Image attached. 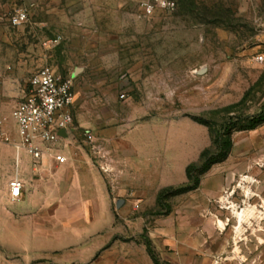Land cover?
<instances>
[{
  "label": "rangeland",
  "instance_id": "374dc122",
  "mask_svg": "<svg viewBox=\"0 0 264 264\" xmlns=\"http://www.w3.org/2000/svg\"><path fill=\"white\" fill-rule=\"evenodd\" d=\"M142 1L0 0V119L10 132L0 131V147L18 136L11 112L29 78L54 66L74 76L65 149L87 154L113 192L110 245L119 240L129 255L151 240L160 264L171 262L159 250L173 261L186 250L189 264H264V121L253 120L264 110V59H255L264 58V0H176L151 16ZM20 9L29 20L15 26ZM217 138L232 148L200 186L158 200ZM0 165L3 193L10 174ZM120 199L127 204L117 207ZM84 228L60 227L70 240L61 253L71 248L75 264L86 263Z\"/></svg>",
  "mask_w": 264,
  "mask_h": 264
},
{
  "label": "crops",
  "instance_id": "0c3cea01",
  "mask_svg": "<svg viewBox=\"0 0 264 264\" xmlns=\"http://www.w3.org/2000/svg\"><path fill=\"white\" fill-rule=\"evenodd\" d=\"M7 130L1 128L4 135L10 136ZM12 135L17 142L19 134L17 137ZM71 138L70 132L58 143L68 157L66 163H58L49 157L36 161L25 152L18 155L14 145L8 149L0 147L9 151L8 156L0 153V164H8L6 172L10 174L6 191L0 193V264H7L3 259L9 255L20 257V264H31L35 259L46 257L49 264H75L77 260L71 248L68 254L61 253L70 247L67 246L70 240L61 236V226L85 227L76 229L81 236L77 240L86 242L85 264H155L147 246L140 250L132 248L128 255L122 250L119 240L110 245L113 235L105 231L114 224L110 216L113 192L110 193L104 176L95 169L87 154L65 149ZM13 161L16 169L15 175L11 176ZM15 176L24 181L19 200H13L10 194L9 182ZM122 192L125 191L117 190L118 194ZM123 204L127 202L120 199L117 207ZM96 233L100 237H93ZM159 252L160 257L170 260L171 264H189L187 259L191 253L186 250L179 251V261L171 260L163 251ZM89 256L94 258L88 260Z\"/></svg>",
  "mask_w": 264,
  "mask_h": 264
},
{
  "label": "built area",
  "instance_id": "2783aa9c",
  "mask_svg": "<svg viewBox=\"0 0 264 264\" xmlns=\"http://www.w3.org/2000/svg\"><path fill=\"white\" fill-rule=\"evenodd\" d=\"M141 6L144 14L151 16L158 10H174L177 1L143 0ZM29 16L27 9H20L10 17V21L18 26L26 23ZM255 59L262 61L264 58L258 55ZM74 86V76L64 75L51 65L43 66L31 75L22 99L11 112L19 134V140L14 142L18 155L25 152L36 161L46 157L58 163L68 161L58 143L74 129ZM2 124L0 119V131ZM88 137L94 139L92 134ZM6 140L9 141V138L6 137ZM9 186L12 199L19 200L24 188L23 179L15 176Z\"/></svg>",
  "mask_w": 264,
  "mask_h": 264
},
{
  "label": "trees",
  "instance_id": "16d2710c",
  "mask_svg": "<svg viewBox=\"0 0 264 264\" xmlns=\"http://www.w3.org/2000/svg\"><path fill=\"white\" fill-rule=\"evenodd\" d=\"M195 120L202 124L205 123V121L201 118L196 117ZM253 120L256 123H260L264 121V110L260 114L255 116ZM231 148H232L231 140L228 141L227 145H224V143L219 138H217L215 140L214 148H210V147L205 148L201 152L199 156V160L195 162H191L186 167L187 181L178 187L175 188L169 187L168 189H163L159 193L158 200H161L163 198V196L165 195V190H169L173 195H179L197 189L200 186L202 175H204L214 164L223 161L228 156ZM170 212H171V206L168 207L167 214H169ZM147 248L154 263L160 264V259L158 258L157 252L154 249L151 240H148Z\"/></svg>",
  "mask_w": 264,
  "mask_h": 264
},
{
  "label": "water",
  "instance_id": "95a60500",
  "mask_svg": "<svg viewBox=\"0 0 264 264\" xmlns=\"http://www.w3.org/2000/svg\"><path fill=\"white\" fill-rule=\"evenodd\" d=\"M62 134L64 135V134H65V132H64V131H62Z\"/></svg>",
  "mask_w": 264,
  "mask_h": 264
}]
</instances>
